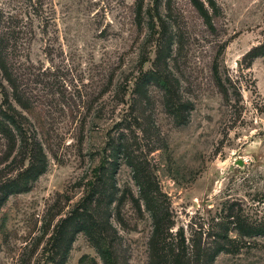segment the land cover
Listing matches in <instances>:
<instances>
[{
	"label": "rangeland",
	"instance_id": "1",
	"mask_svg": "<svg viewBox=\"0 0 264 264\" xmlns=\"http://www.w3.org/2000/svg\"><path fill=\"white\" fill-rule=\"evenodd\" d=\"M24 2L0 0V14ZM41 8L18 37L0 36L32 107L17 104L0 70V119L14 135L0 131V183L27 164L1 113L2 86L47 159L30 189L0 188V264H105L70 217L91 188L102 191L93 212L110 221L119 264H149L147 203L163 210L170 241L179 230L192 242L209 239L211 226L227 229L214 264H264V232H248L264 231V54L248 55L264 42V0ZM58 230L64 245L52 261Z\"/></svg>",
	"mask_w": 264,
	"mask_h": 264
},
{
	"label": "trees",
	"instance_id": "2",
	"mask_svg": "<svg viewBox=\"0 0 264 264\" xmlns=\"http://www.w3.org/2000/svg\"><path fill=\"white\" fill-rule=\"evenodd\" d=\"M24 4L19 6V11L15 14L9 15L0 14V18L5 22L4 27L6 31H1L0 36H4L6 33H12L15 37H18L21 32V26L26 23H32L33 16L35 20H40V13L43 12L42 0H24ZM25 17H24V16ZM43 18V17H42ZM0 37V70L3 77L8 84H11L12 96L25 111L30 112L32 107L28 100L23 97L18 90L15 78L12 77L9 71V64L6 57L3 54ZM259 54H264V42L260 43L256 47L252 48L248 55L253 58ZM2 103L5 108L1 110V113L6 119L14 126L16 134L19 136V153L27 160V164L13 176L3 179L0 183V188L4 190V193L11 191H25L32 187L35 178L42 173L47 165L46 154L42 142L29 132L27 126V117L18 111L9 101L8 94L5 88L2 86ZM2 115V116H3ZM0 131L12 139L14 142V135L12 129L9 128L3 120L0 119ZM11 143V149L14 144ZM120 152V150H119ZM22 167V166H21ZM111 178V177H110ZM102 180L101 177H98ZM0 189V190H1ZM102 192V191H100ZM99 193L95 195V188H91L81 201L72 210L70 217H77L75 221V232L78 230L87 231L88 235L94 241L99 248L103 262L105 264H119V258L116 255L113 239L108 233L107 225H110L108 219L102 218V213L99 216L96 212H99L96 202L98 200ZM110 195V194H108ZM107 195V196H108ZM147 206L151 212L154 220L152 233L149 238V264H214L215 256L227 247L226 240H229L227 229L222 231L214 226L209 228L207 240L202 239V235L192 239V242L186 240L182 230L175 232V241L167 239V218L165 217L163 210L159 208V205L154 203H147ZM102 212V211H101ZM103 224H106V226ZM61 230L55 231L50 246V255L52 261H55L56 256L59 254L60 249L63 247L64 237L61 235ZM248 232H264L263 229H250ZM58 264V263H53Z\"/></svg>",
	"mask_w": 264,
	"mask_h": 264
}]
</instances>
